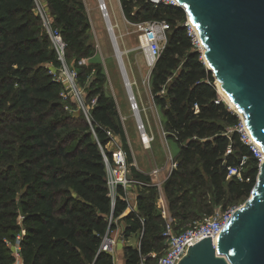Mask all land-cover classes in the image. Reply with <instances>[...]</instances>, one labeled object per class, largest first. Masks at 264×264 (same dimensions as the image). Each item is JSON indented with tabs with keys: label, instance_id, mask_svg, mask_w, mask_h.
Here are the masks:
<instances>
[{
	"label": "trees",
	"instance_id": "obj_1",
	"mask_svg": "<svg viewBox=\"0 0 264 264\" xmlns=\"http://www.w3.org/2000/svg\"><path fill=\"white\" fill-rule=\"evenodd\" d=\"M44 4L66 44L65 62L76 72L85 104L93 99L96 104L89 110V124L70 98L60 96L63 87L49 73L60 63L34 14L33 0H0V264L15 263L17 236L22 264H113L110 254L98 250L114 220L124 225L122 239L140 235L137 248L123 249L124 263L157 264L165 249V223L155 205V188H137L136 210L122 218L128 208L122 190L113 204L108 197L100 149L110 161L107 132L126 153L128 176L144 183L150 178L132 165L124 121L106 92L102 63L78 65L95 54L84 4ZM119 4L128 23L169 25L149 91L160 114V132L178 147L176 168L162 185L178 234L217 207L245 202L255 184L257 160L240 141L239 119L219 98L212 74L187 35L184 10L148 0ZM65 105L77 114L70 115ZM243 158L241 180L227 179V168Z\"/></svg>",
	"mask_w": 264,
	"mask_h": 264
},
{
	"label": "water",
	"instance_id": "obj_2",
	"mask_svg": "<svg viewBox=\"0 0 264 264\" xmlns=\"http://www.w3.org/2000/svg\"><path fill=\"white\" fill-rule=\"evenodd\" d=\"M175 1L198 33L203 63L264 153V0ZM114 55L124 71L120 52ZM215 244L204 238L177 264H264V162Z\"/></svg>",
	"mask_w": 264,
	"mask_h": 264
},
{
	"label": "built area",
	"instance_id": "obj_3",
	"mask_svg": "<svg viewBox=\"0 0 264 264\" xmlns=\"http://www.w3.org/2000/svg\"><path fill=\"white\" fill-rule=\"evenodd\" d=\"M148 1L154 6H177L175 0ZM33 3L34 14L36 17L39 18L42 28L44 29L52 45V48L54 49L57 61L60 63V67L58 69L50 70L49 73L51 74L53 81L59 83L63 87L60 96L64 100L70 98L72 102L76 105L77 110L83 113L87 122L90 124L88 113L89 110L96 104V99L91 100L89 105L85 104L83 90L77 84L76 72L73 69L69 68L65 62L66 44L63 41L59 30L53 27L52 20L48 15L43 0H33ZM98 11L101 14L102 20L104 21L106 32L111 42L112 51L114 54H117V50L119 52V49L116 43L113 28L110 23L108 8L104 0H98ZM128 24L133 27L136 33L138 34V43L140 45V49L144 53L148 66L152 69L159 57L162 48L166 43V32L169 29V25L165 21L156 20ZM183 26L187 29V35L191 39L193 47L196 48L199 52H201L199 39L195 31L191 27L187 15ZM97 48L98 46L96 45L95 49ZM86 64V59L80 60L78 62L79 66H83ZM119 70L123 85L127 92L129 108L130 111L134 114L135 124L138 132L140 133L141 141L144 144L145 148H148L150 147V143L153 141V138L149 136L146 132L144 122L142 121V118L140 116L139 106L131 90V86L126 76V72L123 71L120 66ZM162 94L163 91L160 92V95ZM236 115L239 119V124L235 127V131L240 135V141L246 146H248L251 150L253 156L257 160V168L259 170L260 166L264 162V153L261 151L260 147L250 138V135L244 126L243 118L238 114ZM106 134L110 138V142L105 146V149L111 155L110 161L106 157L102 148L100 149L102 152L105 167L108 197L111 199L112 204L114 203L115 198L117 197V192L119 189H121L123 192V196L120 198H122L124 202H126L128 208L131 196L135 197L133 191L136 192L137 188H145L150 186L155 188L157 192V200L155 205L165 223V229L163 233V237L165 238V249L162 251L161 256L158 258L157 264H177L179 259L188 252L190 246H194L204 238L211 237L212 246L213 248H215L216 238L219 235L220 231L223 230L232 215L243 205L231 206L225 210L219 207L214 211L211 216L204 217L199 221L193 222L192 224L188 225L182 232L175 234L172 230L173 220L171 219L168 213L167 204L162 190V185L164 181L170 175L171 171L176 168V163L173 161V156L169 154V168L164 179H162L161 181L154 180L159 175V170H153L148 175L150 178V183H144L139 180H133L128 176L126 153L121 148L120 143H117L116 138H114V136L110 132H107ZM162 135L163 138H165V134L162 133ZM109 145L110 149L108 148ZM229 153L230 150L228 148L226 154ZM245 162L246 159L243 158L238 164V166L228 167L227 179L235 177L236 179L241 180V172L242 168L245 165ZM109 223H111V220L109 221ZM111 233L112 231L110 232L108 230L106 235L102 238L98 250L99 253H107L110 255L112 254L115 241L111 237ZM19 239L20 237L16 238V243L13 246V255L15 258L14 264H22L18 247ZM6 245H8L7 242Z\"/></svg>",
	"mask_w": 264,
	"mask_h": 264
},
{
	"label": "rangeland",
	"instance_id": "obj_4",
	"mask_svg": "<svg viewBox=\"0 0 264 264\" xmlns=\"http://www.w3.org/2000/svg\"><path fill=\"white\" fill-rule=\"evenodd\" d=\"M104 1L108 8L110 23L121 54V61L125 67L130 81L129 83L132 87L131 90L133 91L139 106L140 116L144 122L146 131L154 137V141L150 143V147L145 148L142 143L140 133L138 132L135 124L134 114L130 111L127 92L120 75L119 64L112 51L111 42L106 32L104 21L98 11V0H82L88 20L90 24H92L90 34L92 36L94 47L96 45L98 46V48L95 49V54L90 62H100L106 67L105 75L107 83L105 89L107 94L111 95L119 103V112L125 117L123 123L125 125L126 132L128 133L130 142L129 148L132 154L133 162H135L137 169L146 175H149L153 170H159V175L154 180L161 181L164 174H167L169 168V154L172 156L175 155L178 151V147L175 143H169L167 146L160 133V114L154 107L149 94L151 68L148 66L144 53L140 49L138 34L134 28L125 21L119 7L120 5L118 0ZM94 36H96L98 43L96 42ZM200 54L202 56V51ZM50 70H53V68L50 67ZM214 86L216 88L215 80ZM219 98L225 102L221 96H219ZM225 104L230 110L235 112V110L231 109L226 102ZM64 110L73 116L78 112L77 110H73L69 105H65ZM244 203L245 202L239 204V206ZM218 208L219 207L216 209ZM20 220L21 219H18L19 222ZM112 224L114 226L113 231L116 230L114 234L116 235L117 233V237H119L118 239L122 240L124 246L129 245L133 248L138 247L140 236L133 235L127 240L125 238L121 239L122 234L120 231H117L118 228L119 230L121 229V227H119L121 222L119 220H114ZM8 246L10 247V243H8ZM111 255H113L112 258L116 260L117 255L114 252H112Z\"/></svg>",
	"mask_w": 264,
	"mask_h": 264
},
{
	"label": "crops",
	"instance_id": "obj_5",
	"mask_svg": "<svg viewBox=\"0 0 264 264\" xmlns=\"http://www.w3.org/2000/svg\"><path fill=\"white\" fill-rule=\"evenodd\" d=\"M119 1V0H118ZM119 3V2H118ZM120 5V4H119ZM120 7V6H119ZM120 9H121V7H120ZM126 21V20H125ZM127 22V21H126ZM90 26H91V29H92V24H90ZM95 37V40H96V42L98 43V40L96 39V36H94ZM92 59L93 58H91V59H88L87 60V63H89L90 61H92ZM124 66V65H123ZM103 69H104V72H105V74H106V67L103 65ZM124 71L126 72V70H125V67H124ZM151 72V71H150ZM126 76H127V72H126ZM127 78H128V76H127ZM128 81H129V79H128ZM136 83V82H135ZM131 86V85H130ZM132 88V87H131ZM133 92V91H132ZM150 92V91H149ZM150 94V93H149ZM151 96V95H150ZM151 98V97H150ZM114 101H115V103H116V106H117V109H118V112H119V109H120V107H119V103L116 101V99L114 98ZM141 101V100H140ZM151 101H152V99H151ZM153 103V102H152ZM119 114H120V117H121V120L122 121H124L125 120V117L123 116V114H121L120 112H119ZM125 127V126H124ZM159 128H160V120H159ZM147 132V131H146ZM161 133V135H162V132H160ZM147 134L149 135V136H151L152 138H153V141H154V137L151 135V134H149L148 132H147ZM125 135H126V140H127V144L129 145L130 144V142H129V137H128V133L126 132V129H125ZM162 137H163V135H162ZM116 141H117V143H119V140L118 139H116ZM152 141V142H153ZM164 143L168 146V144L170 143H173V142H169V141H167L166 140V138H164ZM109 148V147H108ZM110 149V148H109ZM173 157H174V155H173ZM134 164H135V162H133V166H134ZM135 167H136V164H135ZM136 170L138 171V172H140V173H142V174H144L142 171H140L139 169H137V167H136ZM146 175V174H145ZM165 175L166 174H164V176H163V179H164V177H165ZM134 192V195H135V197H133V196H131V198H130V201H129V208L123 213V215L120 217V218H122V217H124V216H126L128 213H130L131 211H135L136 210V192L135 191H133ZM119 218V219H120ZM119 227H121V229L119 230V228L117 229V231L119 232H121V234H122V231H123V229H124V225H123V223H121L120 224V226ZM116 231V230H115ZM115 231H113L112 233H111V237L114 239V241H115V244H114V249H113V252L117 255V258H116V260L115 259H113V264H125L124 263V254H123V249L125 248V247H127V246H129V245H126V246H124L123 245V242H122V240H120V239H118L119 237H117V233H116V235L114 234V232ZM115 235V236H114ZM133 236V235H132ZM135 236V235H134ZM137 236H140V235H137ZM131 237V236H130ZM129 237V238H130ZM122 239V238H121ZM138 246H139V244H138ZM132 247V246H131ZM137 248V247H136ZM116 251V252H115ZM112 257H113V255H111Z\"/></svg>",
	"mask_w": 264,
	"mask_h": 264
},
{
	"label": "bare ground",
	"instance_id": "obj_6",
	"mask_svg": "<svg viewBox=\"0 0 264 264\" xmlns=\"http://www.w3.org/2000/svg\"><path fill=\"white\" fill-rule=\"evenodd\" d=\"M191 24V23H190ZM191 27L193 28V30L195 31V33H196V35H197V37H198V33H197V31H196V29H195V27L191 24ZM198 39H199V37H198ZM199 43H200V46H201V51L203 52V46L201 45V42H200V40H199ZM130 82V81H129ZM216 86H217V90H218V94H219V96H221L224 100H225V102L231 107V109H234L235 111H236V107L228 100V98L223 94V92L220 90V85L219 84H216ZM242 118H243V116L242 115H240ZM251 138V137H250ZM252 139V138H251ZM146 140V139H145ZM145 143H147V142H145ZM109 148H110V145H109Z\"/></svg>",
	"mask_w": 264,
	"mask_h": 264
}]
</instances>
